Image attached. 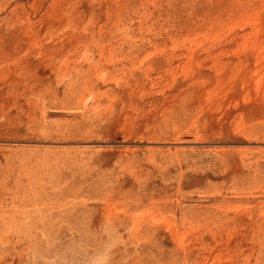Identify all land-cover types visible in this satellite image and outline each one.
<instances>
[{
    "label": "rangeland",
    "instance_id": "374dc122",
    "mask_svg": "<svg viewBox=\"0 0 264 264\" xmlns=\"http://www.w3.org/2000/svg\"><path fill=\"white\" fill-rule=\"evenodd\" d=\"M0 65V264H264V0H0Z\"/></svg>",
    "mask_w": 264,
    "mask_h": 264
},
{
    "label": "bare ground",
    "instance_id": "6f19581e",
    "mask_svg": "<svg viewBox=\"0 0 264 264\" xmlns=\"http://www.w3.org/2000/svg\"><path fill=\"white\" fill-rule=\"evenodd\" d=\"M48 8H49V7H48ZM42 12H43V11H42ZM55 17H56V16H55ZM37 19H38V18H37ZM34 21H35V20H34ZM58 21H59V20H58ZM254 30H255V29H254ZM253 35H254V34H253ZM39 37H40V36H39ZM53 41H54V39H53ZM7 43H8V42H7ZM1 44H2V43H1ZM36 44H37V43H36ZM49 44H50V43H49ZM16 45H17V44H16ZM18 45H19V44H18ZM18 45H17V46H18ZM38 45H39V44H38ZM1 46H2V45H1ZM244 46H245V45H244ZM3 47H4V46H3ZM41 47H42V46H41ZM54 47H55V46H54ZM39 48H40V45H39ZM6 49H7V48H6ZM40 49H41V48H40ZM4 50H5V49H4ZM9 50H10V49H9ZM27 50H28V48H27ZM27 50H25V51H27ZM51 50H52V49H51ZM244 50H245V49H244ZM36 51H38V50H36ZM42 51H43V50H42ZM56 51H57V50H56ZM30 53H31V51H30ZM39 53H40V52H39ZM8 54H9V53H8ZM10 54H12V53H10ZM23 54H24V53H23ZM238 54H239V53H238ZM16 55H17V54H16ZM33 55H34V54H33ZM56 55H57V53H56ZM12 56H13V55H12ZM49 56H50V55H49ZM49 56H48V57L46 56V57L49 58ZM2 57H3V56H2ZM37 57H38V56H37ZM52 57H53V56H52ZM57 57H58V56H57ZM57 57H56V58H57ZM3 58H4V57H3ZM9 58H10V56H9ZM53 58H54V57H53ZM10 59H11V58H10ZM23 59H24V57H23ZM3 60H4V59H3ZM11 60H12V59H11ZM20 60H21V59H20ZM52 60H54V59H52ZM259 60H260V59H259ZM4 61H5V60H4ZM12 61H13V60H12ZM19 62H20V61H19ZM21 62H23V61H21ZM50 62H51V61H50ZM50 62H49V63H50ZM11 63H12V62H11ZM17 63H18V62H17ZM53 63H54V62H53ZM53 63H50V64H53ZM4 64H6V63H4ZM4 64H3V65H4ZM8 64H9V61H8ZM23 64H24V63H23ZM23 64H22V65H23ZM54 64H55V63H54ZM1 65H2V64H1ZM1 65H0V66H1ZM55 65H56V64H55ZM6 66H7V65H6ZM8 67H9V66H8ZM15 67H16V66H15ZM6 68H7V67H6ZM9 68H10V67H9ZM16 68H17V67H16ZM46 68H47V67H46ZM239 68H240V67H239ZM0 71L3 72V70H1V69H0ZM5 71H6V70H5ZM96 71H97V70H96ZM231 71H232V70H231ZM6 73H7V71H6ZM0 74H3V73H0ZM231 75H232V74H231ZM221 76H222V75H221ZM3 77H4V76H3ZM5 77H6V76H5ZM13 77H14V76H13ZM27 79H29V78L27 77ZM4 80H5V79H4ZM18 80H19V79H18ZM15 85H16V84H15ZM32 87H33V86H32Z\"/></svg>",
    "mask_w": 264,
    "mask_h": 264
}]
</instances>
